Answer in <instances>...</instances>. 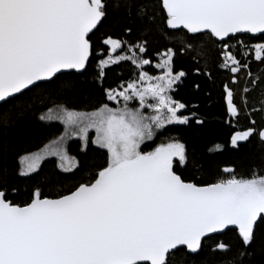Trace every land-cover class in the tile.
<instances>
[{"label":"snow or ice","instance_id":"6c2138e0","mask_svg":"<svg viewBox=\"0 0 264 264\" xmlns=\"http://www.w3.org/2000/svg\"><path fill=\"white\" fill-rule=\"evenodd\" d=\"M105 21L127 36L135 28L137 42L104 36L112 54L128 45L131 55L99 59L93 79L100 83V99L92 111L76 110L70 100L86 90L95 95L80 77L93 54L90 34ZM169 30L218 44L219 66L232 74V83L246 72L248 83L257 84L250 59L254 54L264 64V42L246 41L264 37V0H0V264H208L201 257L204 239L230 226L236 241L212 249L231 253L222 264H256L257 253L264 256V176L254 169L250 178H238L234 168H224L227 178L185 179L177 163L193 170L203 165L176 136L144 150L169 125L205 124L198 105L189 108L171 94L187 75L174 70V48L157 53L162 76L143 71L151 64L144 58L147 37H168ZM122 61L141 69L139 78L104 87L107 69ZM243 91L237 105L224 86L229 126L237 128L242 114L250 120L231 135L237 150L254 135L264 145V126L256 127L247 111L249 89ZM133 101L139 106H130ZM258 111L264 117V98ZM33 120H59L64 133L35 151L9 138L23 127L39 139L43 131ZM72 137L81 141L80 153L95 146L106 155L82 165L67 150ZM49 157L56 158L51 174L22 192L20 178L39 176ZM61 173L74 179L66 191H55L65 183ZM21 196L26 199L19 201Z\"/></svg>","mask_w":264,"mask_h":264},{"label":"trees","instance_id":"16d2710c","mask_svg":"<svg viewBox=\"0 0 264 264\" xmlns=\"http://www.w3.org/2000/svg\"><path fill=\"white\" fill-rule=\"evenodd\" d=\"M109 33L113 38L131 40L133 43L137 42L136 38L139 35L135 28L131 36L124 35L121 29L112 31L109 28V21L99 25L98 29L94 30L93 34H90L93 42V54L90 58L88 72L80 79L88 80L91 86L90 90L95 95L90 98L88 90H86L82 95L70 100V105L74 106L76 110H93L90 105L100 99V83L95 81L93 77L96 74L95 70L99 59L110 52V49L102 43L104 36ZM147 39L149 41V51L144 58L149 59L151 64L150 66H144L143 71L150 74L157 73L159 71L155 64L159 61L157 53H163L168 47L174 48L176 50L174 70L175 72L183 70L187 75L180 83L174 86V91L171 94L175 100L186 103L189 108H192L193 105H198L195 111L198 115L205 118V124L203 127H197L195 126V121H193L191 127L169 125L167 126V132L158 133L154 138L155 144L152 141H147L146 144L149 147L144 150H151L156 144L162 141L166 142L169 135L176 136L186 144L190 154L195 152L196 158L203 165L199 170H193L191 164L187 169H183L177 163V173L182 174L185 179L194 178L196 182H203L214 181L220 176L227 178V174L223 173L224 168H234L238 178H250L254 169L257 170L259 175L264 176V145L260 144L258 136L254 135L248 142L240 143L238 150L232 148L230 140L233 131L246 129L250 126V120L242 114L237 128L234 129L229 126L224 100L225 84H228L234 92V99L237 105H242V100L245 98L243 90L247 87L249 89L246 95L248 101L247 111L251 114V118L255 119L257 128L264 126V117L258 111L260 101L264 98V95H262L264 94V64L256 61L253 54L250 59V71L252 73L251 78H257V84L248 83L250 77L246 75V72L238 73V82L233 84L232 74L219 66L222 59L219 45H213L206 37L200 38L197 36L194 39L191 34H186V30H169L168 37L159 32H154ZM246 42L250 45L264 42V37L247 40ZM189 44L192 45L191 48L188 47ZM181 49H184V51L182 52ZM116 52L131 55L128 52V45ZM101 53L103 55H100ZM137 55H140V53L137 52ZM197 69H199V72H197ZM140 71L141 69H137L131 61L113 64L107 69V76L103 86L116 87L133 78L136 79ZM196 85H199V90H197ZM108 103L111 104V102ZM3 106L7 107V105ZM96 106L98 107L99 105L97 104ZM184 114L189 115L190 113L184 112ZM33 123L42 128L43 134L39 139L34 137L30 130H25L23 127L11 130L9 138L19 140L29 150L35 151L63 131V125L57 121L45 124L33 120ZM80 144L81 142L78 139H73L68 143L67 148L70 155L77 157L82 165L85 162H92L93 158H95L96 162H99L102 151L106 155V150H95V146H92L87 155H84L79 152ZM55 164L56 160L54 158H47L42 162L39 176L33 174L31 179L20 178L19 187L21 191L24 192L28 185L34 184L41 177L50 175ZM79 175L80 173H77V176ZM61 176L66 178L65 183L61 188L55 189V191H66L74 179L71 173H61ZM45 191H49V189L46 188ZM17 199L22 201L26 199V196H21ZM236 238L237 233L234 228L226 229L222 233L209 235L203 241L204 247L201 257H207L208 264H222L231 253L213 252L212 249L219 242L232 244L236 241ZM254 259L256 264H264V256H261L259 252Z\"/></svg>","mask_w":264,"mask_h":264},{"label":"rangeland","instance_id":"374dc122","mask_svg":"<svg viewBox=\"0 0 264 264\" xmlns=\"http://www.w3.org/2000/svg\"><path fill=\"white\" fill-rule=\"evenodd\" d=\"M257 43H260V42H257ZM110 55H114L115 57H119V56H121V55H124V54H122L121 52H115L114 54H112L111 53V51L107 54V55H105V56H103L101 59H108L109 58V56ZM159 62V61H158ZM158 62H156L155 64H157ZM159 71L157 72V73H154V74H150V73H147L149 76H151V77H159V76H162L163 74H164V72H163V70H161V69H159V68H157ZM140 73V72H139ZM139 78V74H138V77L136 78V79H138ZM146 86V85H145ZM153 101L151 100V99H149V103H152ZM109 106L110 107H115L116 105H115V103L114 102H111V104H109ZM130 106H133V107H138L139 106V103H138V101H133V102H131V105ZM82 111H85V110H82ZM90 111H92V110H90ZM143 111H145V114H149V110H147V109H145V110H143ZM54 121H57V122H60L59 120H54ZM61 123V122H60ZM62 124V123H61ZM63 125V124H62ZM64 133V125H63V131H62V133L61 134H63ZM60 134V135H61ZM90 137H93L94 138V136H95V131L94 130H90ZM60 135H58V136H60ZM57 136V137H58ZM56 138V137H55ZM55 138H53V139H55ZM73 139H78L79 140V138L78 137H72L71 139H69L68 141H67V145H68V143L71 141V140H73ZM80 141V140H79ZM81 142V141H80ZM147 142V141H146ZM145 142V143H146ZM48 143V142H47ZM44 146V145H43ZM42 146V147H43ZM41 147V148H42ZM155 147V146H154ZM67 150H68V148H67ZM69 155H70V153H69ZM70 156H72V155H70ZM49 158H54L55 160H56V158L55 157H49Z\"/></svg>","mask_w":264,"mask_h":264},{"label":"water","instance_id":"95a60500","mask_svg":"<svg viewBox=\"0 0 264 264\" xmlns=\"http://www.w3.org/2000/svg\"><path fill=\"white\" fill-rule=\"evenodd\" d=\"M241 143H243V142H241ZM229 228H232V227L230 226ZM224 231H225V230H224ZM224 231H223V232H224ZM221 233H222V232H221ZM213 234H217V233H213ZM209 235H212V234H209ZM209 235H208V236H209Z\"/></svg>","mask_w":264,"mask_h":264}]
</instances>
